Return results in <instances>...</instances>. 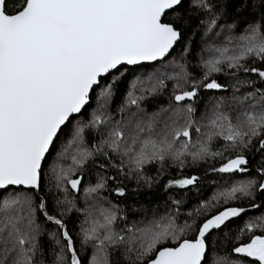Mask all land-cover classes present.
Returning <instances> with one entry per match:
<instances>
[{
    "label": "snow or ice",
    "instance_id": "obj_1",
    "mask_svg": "<svg viewBox=\"0 0 264 264\" xmlns=\"http://www.w3.org/2000/svg\"><path fill=\"white\" fill-rule=\"evenodd\" d=\"M0 264H264V0H0Z\"/></svg>",
    "mask_w": 264,
    "mask_h": 264
}]
</instances>
